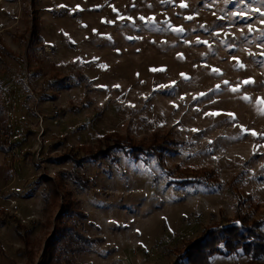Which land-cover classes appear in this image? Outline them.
<instances>
[{
    "label": "rangeland",
    "instance_id": "374dc122",
    "mask_svg": "<svg viewBox=\"0 0 264 264\" xmlns=\"http://www.w3.org/2000/svg\"><path fill=\"white\" fill-rule=\"evenodd\" d=\"M261 13L264 0H0V106L9 121L0 264H38L58 229L72 232L58 243L60 264H172L184 239L232 219L235 206L244 215V198L263 216ZM153 137L172 149L138 159L121 150L122 139ZM74 145L112 153L79 166L60 161ZM184 169L203 181L175 183L190 177ZM45 181L62 183L57 201L69 212L59 220ZM236 261L246 264L211 257Z\"/></svg>",
    "mask_w": 264,
    "mask_h": 264
},
{
    "label": "trees",
    "instance_id": "16d2710c",
    "mask_svg": "<svg viewBox=\"0 0 264 264\" xmlns=\"http://www.w3.org/2000/svg\"><path fill=\"white\" fill-rule=\"evenodd\" d=\"M34 34L36 37V33L32 30V37ZM8 131V116L4 108L0 106V140L2 138L1 136L7 134ZM153 138H150L152 139L151 143L147 145H141L139 143L134 145L132 141L133 138L128 139L126 142L122 139L121 142L123 147L121 150L125 154H128L129 157L138 159L139 155H145L151 152L158 155L163 151H170L172 149V145H169L166 141H163L162 145H156V139L155 137ZM107 139L108 138L105 137V140ZM114 141L115 139L113 140L112 146L117 143V141ZM74 147L78 150L72 152L68 148V150H65L60 156H58L60 157L58 159L60 161L71 160L74 165L78 164L79 166L87 157H98L100 154L105 157L111 155L112 153L111 147L106 146L104 149L96 150V152L89 151V148L86 145H74ZM81 152L82 155H79L78 158L77 154ZM181 172L184 174H190V177L182 181H174L175 183L177 182L180 185H184L188 182L203 181L202 177L194 174V171L184 169ZM74 177L83 187L87 186L86 179L82 178L80 175L78 176L77 173L74 174ZM48 180H51V178ZM45 185L48 190L46 191V197L51 200L52 204L55 203L58 205L59 214L57 219L61 218L64 213L69 212V205L59 203V201H57V197L60 195L62 189V183L58 185V182L50 183V181H45ZM246 202H248L245 207L247 211L244 215H241L240 208L235 206V215L232 219L229 220L221 218L219 223L204 227L199 235L184 239L181 245L175 250L177 255L172 264H211V257L214 255H224L227 257L242 256L244 257V263L246 264H260V262L264 264V229L262 228L264 226V215L261 217H255L256 207H253L252 202L244 198L242 203L245 204ZM22 228L23 225L21 224H17V226L15 225L16 234H18V236L25 241V243H27V234L25 231H21ZM68 234L69 235L64 236L63 230L59 229L54 232L46 241L42 254V260L38 264H60L62 255L65 252L60 249V245H58V243L60 242V244H63L65 241L66 244L67 238L68 241H72V232ZM232 264L240 263L236 261Z\"/></svg>",
    "mask_w": 264,
    "mask_h": 264
},
{
    "label": "snow or ice",
    "instance_id": "6c2138e0",
    "mask_svg": "<svg viewBox=\"0 0 264 264\" xmlns=\"http://www.w3.org/2000/svg\"><path fill=\"white\" fill-rule=\"evenodd\" d=\"M241 2H243V0H241ZM182 7L184 6V5H181ZM254 11H255V9H254ZM233 15H237V13H233ZM239 15H241V16H243V13H240ZM261 15H264V13H261ZM141 19H143V17H141ZM150 20H151V18H149ZM188 19H190V17H188ZM262 23H264V20H262L261 21ZM252 29H251V27L249 26V31H251ZM174 31H183V29H174ZM206 43V42H205ZM240 67H243V65H239ZM183 75V74H182ZM250 81H245V83H249ZM225 83H227V81H225ZM217 87H219V86H217ZM237 89H233V91H236ZM245 99H248V97H245ZM229 115H231V114H229Z\"/></svg>",
    "mask_w": 264,
    "mask_h": 264
}]
</instances>
